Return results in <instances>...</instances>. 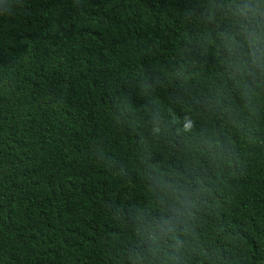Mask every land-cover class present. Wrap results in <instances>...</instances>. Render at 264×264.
<instances>
[{
    "label": "trees",
    "instance_id": "16d2710c",
    "mask_svg": "<svg viewBox=\"0 0 264 264\" xmlns=\"http://www.w3.org/2000/svg\"><path fill=\"white\" fill-rule=\"evenodd\" d=\"M0 264H264V0H0Z\"/></svg>",
    "mask_w": 264,
    "mask_h": 264
},
{
    "label": "clouds",
    "instance_id": "9594fccd",
    "mask_svg": "<svg viewBox=\"0 0 264 264\" xmlns=\"http://www.w3.org/2000/svg\"><path fill=\"white\" fill-rule=\"evenodd\" d=\"M254 11V10H253ZM191 127H192V122L190 120H186L183 124V129L185 131H190L191 130ZM161 129L159 127H157L155 129V131L159 132Z\"/></svg>",
    "mask_w": 264,
    "mask_h": 264
}]
</instances>
